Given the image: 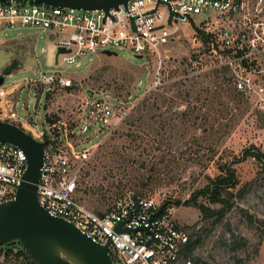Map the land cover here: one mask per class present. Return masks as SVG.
<instances>
[{
  "label": "rangeland",
  "instance_id": "1",
  "mask_svg": "<svg viewBox=\"0 0 264 264\" xmlns=\"http://www.w3.org/2000/svg\"><path fill=\"white\" fill-rule=\"evenodd\" d=\"M206 34L181 24L158 54L116 48L117 55L99 51L66 65L62 53L56 61L57 39L65 33L0 29V74L17 58L21 65L5 86L55 69L71 79L70 86L28 82L8 96L21 117L41 128L53 122L72 127L92 94L124 101L127 112L118 124L82 139L89 155L76 160V194L87 207L104 212L128 192L151 196L198 240L190 254L195 264H264V162L255 156L264 155V111L235 88ZM220 165L236 169L234 204L224 215L205 216L192 198L222 173ZM197 201L220 206L202 196ZM23 248L18 240L1 245L0 264H26L5 256Z\"/></svg>",
  "mask_w": 264,
  "mask_h": 264
},
{
  "label": "built area",
  "instance_id": "2",
  "mask_svg": "<svg viewBox=\"0 0 264 264\" xmlns=\"http://www.w3.org/2000/svg\"><path fill=\"white\" fill-rule=\"evenodd\" d=\"M181 24H193L207 33L210 51L222 57L235 88L264 111V0H129L127 7L120 4L108 13L34 0L0 2V29L26 27L55 36L65 33L57 45L70 50L62 53L61 64L66 65H77L87 55L116 48L142 57L158 54ZM60 73L58 69L44 71L37 79L0 86V120L18 124L40 141L48 140L38 183L39 203L95 242L108 244L113 264H195L190 255L193 250H188L195 240L154 197L128 192L104 212H96L78 199L80 170L75 163L89 155L82 139L111 129L127 111L120 99L92 94L82 104L72 127L53 122L41 128L21 117L8 96L28 82L70 86L71 79ZM155 77L158 86L160 69ZM27 167V155L20 147L0 141V204L16 197ZM162 205L164 210L158 213ZM121 223L123 230H116Z\"/></svg>",
  "mask_w": 264,
  "mask_h": 264
},
{
  "label": "water",
  "instance_id": "3",
  "mask_svg": "<svg viewBox=\"0 0 264 264\" xmlns=\"http://www.w3.org/2000/svg\"><path fill=\"white\" fill-rule=\"evenodd\" d=\"M7 0H0L4 2ZM47 5L81 8L87 10L103 9L106 13L111 8L127 7L129 0H34ZM171 11L169 23L172 22ZM135 28V27H134ZM65 47H58L59 54L69 52ZM109 55L116 51L104 50ZM21 65L13 58L0 74V86L6 76L15 67ZM0 141L20 147L27 155L28 167L22 177L16 197L0 204V246L19 240L28 249L38 264H113L108 244L95 242L83 230L64 218L53 216L42 206L37 198L38 183L42 175L44 146L47 143L36 139L30 132L16 123L0 120ZM160 207L158 213L164 210ZM122 231V223L116 226Z\"/></svg>",
  "mask_w": 264,
  "mask_h": 264
},
{
  "label": "trees",
  "instance_id": "4",
  "mask_svg": "<svg viewBox=\"0 0 264 264\" xmlns=\"http://www.w3.org/2000/svg\"><path fill=\"white\" fill-rule=\"evenodd\" d=\"M247 152V151H246ZM249 152V151H248ZM255 156L264 162V155L260 152L255 153ZM222 173L215 178H209L207 184L198 189L193 195V201L195 205L202 211L205 216L224 215L228 210L233 207L234 204V192L233 189L239 184V179L236 173V169L232 166L220 165ZM204 197L208 199L210 203L220 204L219 207H212L205 203H198V197ZM16 241V240H15ZM19 241V240H18ZM12 242V241H11ZM198 244V240L193 241L188 250H193ZM24 246V245H23ZM14 254L15 257L25 260L26 264H38L36 259L31 255L28 249L24 246L16 252L13 249H8L5 253L6 257Z\"/></svg>",
  "mask_w": 264,
  "mask_h": 264
}]
</instances>
